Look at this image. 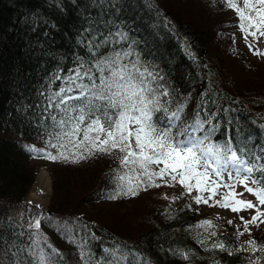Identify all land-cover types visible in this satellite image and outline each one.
Segmentation results:
<instances>
[{
	"label": "trees",
	"instance_id": "obj_1",
	"mask_svg": "<svg viewBox=\"0 0 264 264\" xmlns=\"http://www.w3.org/2000/svg\"><path fill=\"white\" fill-rule=\"evenodd\" d=\"M234 22L220 0H0V264L35 260L29 251L35 230L17 222L8 203L21 201L28 192L38 157L55 167L47 214L70 225L79 217L91 226L98 237L88 240L92 264L106 255L103 249L113 248V240L126 242V251L139 253L150 264H244L248 253L229 255L198 243L195 234L201 230L192 226L206 216L186 207L185 196L172 201L182 193L174 185L130 196L144 205L152 193L157 201L132 216L137 227L126 233L121 227L124 213L111 204L124 196L108 198L116 187L118 153L70 163L32 150L39 140L47 141L51 124L45 111L47 97L61 86V81L52 83L54 75H66L77 57L88 59L92 37L99 43L109 33L123 31L128 42L105 45L97 55L126 49L135 41V53L162 78L160 84L169 96L161 100L170 102V111L187 100L184 119L191 120L197 105H204L205 111L216 113L214 141L232 139L235 145L243 141L254 154L264 155V70L234 65L230 50L235 36L229 34ZM48 150L56 154L55 149ZM102 201L109 206L96 205ZM227 221L215 222L226 243L237 246L256 239L252 234L237 241L236 228ZM56 228L41 220L42 232L62 253V264H82L76 245ZM84 235L85 230L80 231L77 239ZM174 249H191L194 254L184 260Z\"/></svg>",
	"mask_w": 264,
	"mask_h": 264
},
{
	"label": "snow or ice",
	"instance_id": "obj_2",
	"mask_svg": "<svg viewBox=\"0 0 264 264\" xmlns=\"http://www.w3.org/2000/svg\"><path fill=\"white\" fill-rule=\"evenodd\" d=\"M226 3L238 14L239 30L245 41L249 37H264V0H242V6L236 0H226ZM128 40L123 31L109 33L99 43L92 37L87 44L91 56L88 59L77 57L75 67L66 75L60 72L54 75L52 83L61 81V86L49 92L45 111L51 120L50 130L46 129L47 148L55 149L56 154L50 150H32L49 160L70 163L98 154L118 153L120 167L113 170L116 187L109 199L137 196L141 190L179 183L186 191L171 197L172 201L191 195L195 189L192 200L197 205L218 206L236 214L254 209L255 214L250 219L239 216L243 231L238 224L234 233L237 241L245 233L252 236L250 225L258 228L264 223L261 209L264 206V155L254 154L243 141L238 145L232 139L214 141L216 113L205 111L204 105H197L191 120L184 119L187 100L170 111V102L161 100L169 96V92L160 84L159 74L150 70L151 66L135 53L132 46L135 41L129 42L126 49L113 48L107 54L97 55L105 45ZM247 46L254 55H264L252 43ZM133 56L134 59H129ZM201 112L205 114L202 116ZM205 125L209 127L205 129ZM238 185L254 194L256 202L240 198L244 193L237 190ZM164 198L169 197L165 194ZM186 207L191 209V204ZM35 208L39 210L41 205L36 204ZM41 219L57 225L59 234L76 245L82 264H92L88 240L98 237L91 232V226L79 217L72 218L70 225L40 211L28 225L35 230L29 248L35 258L33 264H56L57 261L62 264L63 260L62 253L42 232ZM227 223L231 225L233 221ZM192 227L201 230L195 235L202 247L208 248L210 244L212 249L229 255L248 253L244 264H264V244H258L255 238L233 246L218 235L212 219L200 220ZM82 230L85 235L77 239ZM128 247L126 242L113 240V248L103 249L106 255L95 264H150L139 253L126 251ZM173 252L184 260L194 254L191 249H174Z\"/></svg>",
	"mask_w": 264,
	"mask_h": 264
},
{
	"label": "rangeland",
	"instance_id": "obj_3",
	"mask_svg": "<svg viewBox=\"0 0 264 264\" xmlns=\"http://www.w3.org/2000/svg\"><path fill=\"white\" fill-rule=\"evenodd\" d=\"M236 2L238 4H241L242 6V0H236ZM220 6H222L225 14H227L228 16H231L235 20V22L231 26H229V29L231 28V30L229 31V34H231L232 36L233 35L235 36V39H234L235 45H233V47L230 50L231 51L230 56L234 58L233 59L234 65L236 67H239L240 70H244V69L264 70V55H260V56L254 55L253 52L250 51L247 46L248 43H252L255 49H259L260 52L264 53V37H261L259 39H254L252 37H249V40L245 41L243 39V34L239 30V16L236 13V11L232 8L227 7L226 0H220ZM231 35L230 37L232 38ZM235 48H239V51H236ZM237 52H239V55L237 54ZM229 62L231 65L232 62L230 60ZM34 147L36 149H44L45 151H48L45 141H42V140H39L36 144H34ZM33 162L37 165V171H36L35 178L28 192L26 193V195L21 201L8 203L9 210L12 212L17 222L27 227H29L28 226L29 222L37 211L44 212L46 214L48 213V206H49V202H50L52 192H53L52 190V184L54 181L53 173L55 172V167L52 165V163L42 157H38L34 159ZM41 169H45L49 174L51 192L49 194V197H48V200L45 206L37 210L35 208V204L26 203L24 205L23 202L25 201V198L29 194V191L32 188V185L36 179V176ZM225 179H227V177H225ZM173 185L175 186L174 188L175 190H178L180 193L181 192L185 193L186 190L183 187V185H180L179 183H175V182L173 183ZM237 190L244 193V195L240 198L252 200L254 203L256 202L254 194H250L244 191L243 186L238 185ZM194 195H196L195 189L193 190V193L191 195L185 194L184 196L187 198L188 203L191 204V207L193 208L194 211H196L197 213L199 212L200 214H204V216H206V219H212L214 223L220 221V219L232 220L233 221L232 226L236 228V225L241 224V231H243L242 222L240 221L239 216H244L245 219H250L251 215L255 214L254 209L248 210V211H242L239 214H236V213L231 212L230 209L225 210V209L219 208L218 206L210 207L209 205H204V204L197 205L192 200V196ZM146 198H149V199H147L144 205L140 204L139 200H135V198H130V196H124V198H121V200H117L116 202L111 203L117 206L124 213V220L121 223V227H124L122 229H125L126 233L132 234L135 231L134 228L137 227V225L131 221L132 216L136 212L141 211L142 209H147V205H149L148 207H152L153 206L152 202L157 201V199H155V196L152 193L147 195ZM211 203L212 202L209 201V204ZM96 205H100V206L102 205L105 208L109 206L104 201L97 202ZM261 209L264 210V206H261ZM262 219H264V217H262ZM137 220H138V217H137ZM250 227L252 230V234L256 237L258 241L264 240V223H261L258 228L256 226H251V225ZM121 233L123 234L122 230H121ZM247 235L248 234L245 233L243 237H247Z\"/></svg>",
	"mask_w": 264,
	"mask_h": 264
},
{
	"label": "bare ground",
	"instance_id": "obj_4",
	"mask_svg": "<svg viewBox=\"0 0 264 264\" xmlns=\"http://www.w3.org/2000/svg\"><path fill=\"white\" fill-rule=\"evenodd\" d=\"M50 190L49 174L45 169H41L36 176L29 194L23 202L24 205L31 201V204H40L41 207L45 206L51 192Z\"/></svg>",
	"mask_w": 264,
	"mask_h": 264
}]
</instances>
